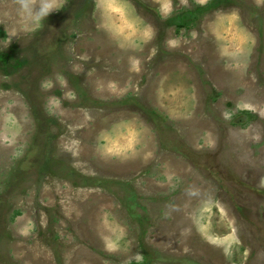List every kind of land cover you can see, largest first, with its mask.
<instances>
[{
    "label": "rangeland",
    "instance_id": "374dc122",
    "mask_svg": "<svg viewBox=\"0 0 264 264\" xmlns=\"http://www.w3.org/2000/svg\"><path fill=\"white\" fill-rule=\"evenodd\" d=\"M60 4L0 0V264H264V0Z\"/></svg>",
    "mask_w": 264,
    "mask_h": 264
},
{
    "label": "clouds",
    "instance_id": "9594fccd",
    "mask_svg": "<svg viewBox=\"0 0 264 264\" xmlns=\"http://www.w3.org/2000/svg\"><path fill=\"white\" fill-rule=\"evenodd\" d=\"M19 15L22 22L31 25L33 28H38L55 12L61 10L60 0H17ZM47 87V84L42 85Z\"/></svg>",
    "mask_w": 264,
    "mask_h": 264
}]
</instances>
